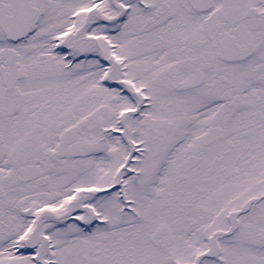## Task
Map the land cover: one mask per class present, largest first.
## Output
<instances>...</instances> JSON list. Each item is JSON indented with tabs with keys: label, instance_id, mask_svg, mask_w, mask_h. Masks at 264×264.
Returning <instances> with one entry per match:
<instances>
[{
	"label": "snow or ice",
	"instance_id": "obj_1",
	"mask_svg": "<svg viewBox=\"0 0 264 264\" xmlns=\"http://www.w3.org/2000/svg\"><path fill=\"white\" fill-rule=\"evenodd\" d=\"M0 264H264V0H0Z\"/></svg>",
	"mask_w": 264,
	"mask_h": 264
}]
</instances>
